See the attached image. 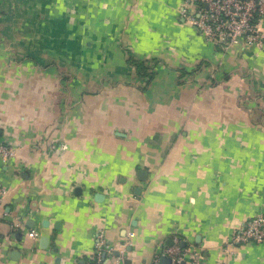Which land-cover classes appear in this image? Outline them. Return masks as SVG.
<instances>
[{
  "label": "crops",
  "instance_id": "0c3cea01",
  "mask_svg": "<svg viewBox=\"0 0 264 264\" xmlns=\"http://www.w3.org/2000/svg\"><path fill=\"white\" fill-rule=\"evenodd\" d=\"M181 3L0 0V264H84L100 231L129 264L173 237L264 264L223 250L264 215V49L214 48Z\"/></svg>",
  "mask_w": 264,
  "mask_h": 264
},
{
  "label": "built area",
  "instance_id": "2783aa9c",
  "mask_svg": "<svg viewBox=\"0 0 264 264\" xmlns=\"http://www.w3.org/2000/svg\"><path fill=\"white\" fill-rule=\"evenodd\" d=\"M179 16L214 48L227 51L233 46L264 49V0H182ZM15 150L0 143V160L14 158ZM6 188L0 185V207ZM34 237H38L33 232ZM264 242V215L258 214L242 223L223 245L225 253L237 245ZM128 244L110 245L102 231L95 236L94 250L84 264H125ZM118 253V255H115ZM162 257L170 264H200L201 252L192 246L182 247L178 237L172 245L160 244L150 264H159Z\"/></svg>",
  "mask_w": 264,
  "mask_h": 264
},
{
  "label": "trees",
  "instance_id": "16d2710c",
  "mask_svg": "<svg viewBox=\"0 0 264 264\" xmlns=\"http://www.w3.org/2000/svg\"><path fill=\"white\" fill-rule=\"evenodd\" d=\"M132 66L136 68L137 75L141 78H147L152 76V68H150L145 62L131 61Z\"/></svg>",
  "mask_w": 264,
  "mask_h": 264
},
{
  "label": "water",
  "instance_id": "95a60500",
  "mask_svg": "<svg viewBox=\"0 0 264 264\" xmlns=\"http://www.w3.org/2000/svg\"><path fill=\"white\" fill-rule=\"evenodd\" d=\"M47 242H48V238H45V237H44V238L41 239V243H43V244H47ZM168 244H169V246L172 245L171 242H169ZM181 246L184 247V243H182ZM115 255H118V253H115ZM128 262H129V261H126L125 264H129ZM159 264H170V259L167 258V257H162L161 260H160V263H159Z\"/></svg>",
  "mask_w": 264,
  "mask_h": 264
}]
</instances>
